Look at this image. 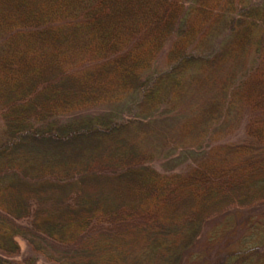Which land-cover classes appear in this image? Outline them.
I'll use <instances>...</instances> for the list:
<instances>
[{
	"label": "trees",
	"instance_id": "1",
	"mask_svg": "<svg viewBox=\"0 0 264 264\" xmlns=\"http://www.w3.org/2000/svg\"><path fill=\"white\" fill-rule=\"evenodd\" d=\"M0 119V264H264V0H0Z\"/></svg>",
	"mask_w": 264,
	"mask_h": 264
},
{
	"label": "rangeland",
	"instance_id": "2",
	"mask_svg": "<svg viewBox=\"0 0 264 264\" xmlns=\"http://www.w3.org/2000/svg\"><path fill=\"white\" fill-rule=\"evenodd\" d=\"M173 98L175 99V97ZM182 98H183V95L180 96V98H177V102L179 100L181 102ZM185 99L182 100L181 105H179V108L182 107V104L185 101ZM186 100L187 101L184 103L185 105L184 107L187 110H188V106L192 110L194 109L195 104L193 103L198 104L197 108L198 107L199 108H203V107L211 108L208 105L210 102H213V100L211 99V96L209 95L207 91H202V90L198 91L197 87H195V90L191 92L190 96ZM170 102H172V100H170ZM182 113L181 115H177L173 117V119L175 118L174 120L169 119L170 121L163 123L164 125L162 128L164 131L159 133L158 136H164L167 139V141L169 140V143H173L174 141L177 144H179L180 141H187L191 149H195L194 151H197L199 145H201L202 143L208 145L209 146L208 148H211L212 151L209 153L200 154L201 157L203 156V161L206 160L210 162L211 160H213L214 154H219V159H220L221 158L220 155L223 156L221 152H223L224 150L223 144L225 143L226 138H227V142H231V140L236 141L238 136L240 135V128H239L240 123H238L237 121H235L234 123V120L233 121L230 120L231 123L228 126L224 127V125L221 122V119L219 121H216V123L211 125V127H209V125L207 126L206 124L203 125L200 132L190 133L185 128L184 122H190L191 127L194 125H198V123L196 121H192L189 118H184V115ZM173 114L174 113H172L171 111L170 116H173ZM172 121H175V123H173ZM220 127L222 129H220ZM183 128H185V131L181 130ZM1 130H2V121L0 119V131ZM204 131H208L209 133H212L213 135H215V138L214 139L205 138L206 136H202ZM161 154H166L165 150H163V153ZM201 157H199L198 155L194 157L193 155L190 160L193 162V164H195V162H198V160L201 159ZM190 160L188 161V163H190ZM157 166L160 167L159 165ZM19 244H20V249L16 257L17 260H21L25 256H27L28 258L33 256L34 254L33 251L30 249V247L26 246L23 240H19ZM201 255L202 253H199V252L195 253L192 257H190L189 264H199L197 263L198 262L197 257ZM203 255L206 256L207 254L205 253ZM194 256L195 258H193ZM50 262L45 260V258L42 257L41 255H39V257H37L36 263L31 262L28 264H53V262L52 263ZM204 264H210V261H206Z\"/></svg>",
	"mask_w": 264,
	"mask_h": 264
}]
</instances>
